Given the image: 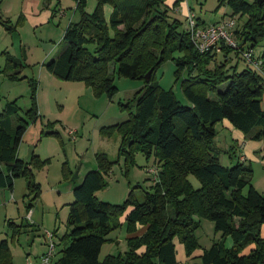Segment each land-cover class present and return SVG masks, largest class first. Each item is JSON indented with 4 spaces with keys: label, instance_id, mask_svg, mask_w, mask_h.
<instances>
[{
    "label": "trees",
    "instance_id": "16d2710c",
    "mask_svg": "<svg viewBox=\"0 0 264 264\" xmlns=\"http://www.w3.org/2000/svg\"><path fill=\"white\" fill-rule=\"evenodd\" d=\"M76 1L81 18L69 24L63 38L67 48L46 68L58 79L85 82L95 94H106L110 99L119 91L110 73L111 64H116L120 77L144 80L145 87L135 98L136 112L124 123L103 127L101 135L122 138L119 154L126 164L134 162L136 153H143L154 155L159 169L151 170L155 185L142 201L132 191L123 204L112 205L100 201L96 194L107 186L105 176L115 162L106 154H97L98 168L75 185L65 238L69 242L52 264H177L176 239L183 244L187 257L200 249L195 235L200 219L212 221L215 232L222 235L220 241L203 250L202 264H264V195L252 184L253 168L237 156L235 146L230 151L238 162L226 167L216 144L217 125L225 121L246 139L264 142V53L255 56L264 39V2L220 0L233 14L247 16L243 27L237 24L233 32L240 46L220 44L225 58L234 50L248 64L242 71L238 67L230 71L227 62L217 63V51L199 52L190 32L169 20L163 8L165 0H97L92 14L85 11L87 0ZM105 5L113 8L109 21L105 19ZM198 24L207 26L200 21ZM248 43L251 46L245 50ZM246 52L263 62L261 71L247 61ZM175 53L182 55L173 58ZM168 59L176 63L178 79L186 73L182 92L190 106L183 105L172 89L166 90L155 81L156 70ZM19 67V60L7 57V72ZM18 73L9 78L26 79ZM30 82L32 107L27 117H20L16 102H8L0 113V165L4 167L0 166V189L12 191L15 181L25 177L29 192L37 199L40 185L32 164L18 155L30 122L39 117L37 83L33 79ZM33 161L39 162V157L33 156ZM191 176L199 181L200 188L194 187ZM124 215L132 234L129 251L101 262L107 236L119 227ZM137 224L146 227L141 237L133 234ZM229 237L232 248L226 246ZM251 246L254 249L245 254ZM0 264H13L7 240L0 241Z\"/></svg>",
    "mask_w": 264,
    "mask_h": 264
},
{
    "label": "rangeland",
    "instance_id": "374dc122",
    "mask_svg": "<svg viewBox=\"0 0 264 264\" xmlns=\"http://www.w3.org/2000/svg\"><path fill=\"white\" fill-rule=\"evenodd\" d=\"M247 1L253 3L255 0ZM97 7V0H87L85 11L92 14ZM32 8L35 12L38 10L45 23L36 21L34 25ZM163 8L167 10L169 20L178 22L181 30L188 29L190 13L197 21L207 25L223 20L229 22L234 18L241 29L247 22V16L233 14V10L220 0H165ZM105 9L108 13L105 19L109 21L113 8L105 5L104 13ZM76 10V0H0V113L8 102H16L20 117H27L26 112L32 107L30 80L33 79L37 83L39 115L30 122L18 155L32 164L40 185V196L34 199L25 177L15 181L12 191L0 189V241H8L13 264H27V260L36 262L40 259L38 257L49 251L51 243L56 245L54 262L60 258L69 242L65 238L69 232V205L75 200L73 190L89 171L98 168L97 154H106L115 162L109 175L105 176L107 186L96 194L100 201L112 205L123 204L132 191L142 201L155 185L151 170L159 169L155 156L148 157L143 153H136L134 162L126 164L125 158L119 154L122 138L115 136L108 139L101 135L103 127L124 123L136 112L135 98L145 87L144 80L120 77L116 64H111L110 73L119 91L110 99L106 94H95L85 82L64 81L47 70L46 64L67 48L63 40L64 31L70 23L80 20ZM234 40L240 46L241 42L237 38ZM250 46L251 43H248L244 49ZM89 48L94 50L95 46L90 45ZM217 53V63L227 62L230 71L234 67H238V71L248 67L237 51L233 50L228 58L221 49ZM263 53L264 39L255 49V56L258 58ZM181 55L175 53L173 58ZM8 56L22 63V67L16 70L20 77L26 79L13 81L9 78L17 71H6ZM214 63L210 68L215 67ZM176 71L175 61L168 59L156 70L155 81L166 90L172 89L183 105L190 106L182 92L186 73L178 79ZM126 105L130 107L126 108ZM262 106L264 109V97ZM226 122L217 125L216 144L222 152L221 163L226 167L236 165L238 158L230 151L234 146L237 156L246 154L247 163L253 168L252 184L264 195V142L246 139L241 131L229 122L232 127H228ZM244 142L247 146L242 151L241 144ZM33 156H38L39 162L33 161ZM74 176L76 178L72 180ZM190 180L196 189L200 188L195 177L191 176ZM200 221L201 226L195 232L200 244L197 252L209 249L222 237L221 233L215 232L212 221ZM119 223V227L107 236L100 255L101 262L109 256L119 257L129 251L128 239L132 234L129 233L125 215ZM139 227L144 226L137 224L134 235H139ZM50 235L54 237L51 239ZM261 235L264 237V226ZM226 241V246L231 247V238ZM176 246L177 264H202L196 258H189L186 262L183 244L177 241Z\"/></svg>",
    "mask_w": 264,
    "mask_h": 264
},
{
    "label": "built area",
    "instance_id": "2783aa9c",
    "mask_svg": "<svg viewBox=\"0 0 264 264\" xmlns=\"http://www.w3.org/2000/svg\"><path fill=\"white\" fill-rule=\"evenodd\" d=\"M237 22L232 19L227 22L223 20L215 24L207 25L202 27L198 24L195 16L190 13L188 17V29L190 32L191 40L196 47V49L201 53L220 51L221 42L226 43L228 46L237 47V43L234 40V29L236 28ZM247 61L252 64L257 70L261 71L263 67V62L261 60H256L253 54L246 52L244 54ZM52 239V235H50ZM56 246L51 243L49 246V251L42 257L40 261L31 262L27 260V264H52Z\"/></svg>",
    "mask_w": 264,
    "mask_h": 264
},
{
    "label": "crops",
    "instance_id": "0c3cea01",
    "mask_svg": "<svg viewBox=\"0 0 264 264\" xmlns=\"http://www.w3.org/2000/svg\"><path fill=\"white\" fill-rule=\"evenodd\" d=\"M105 11H106L105 14H106V16H107V14H108V13H107V10L105 9ZM32 12H33V16H32V18L34 19V25H35V26H36V21H40L41 23H45L44 20L42 21L43 18L40 16L38 10H37V12H35V11H34V8H32ZM111 12H112V10H111ZM111 12H110L109 14H111ZM214 24H215V23H214ZM66 29H67V28H66ZM66 29H65V31H66ZM65 31H64V33H65ZM63 38H64V37H63ZM63 40H64V39H63ZM226 125H227L228 127H230V128L232 127V126H229L228 122H226ZM262 142H263V141H262ZM248 144H249V146L251 145V143H248ZM246 146H247V143H246V142L242 143V144H241V150L244 151L245 148H246ZM247 157H248V156H247L246 154H242V153H241V157H240V158H241L242 160H244V159L247 160ZM125 220H126V218H125ZM139 229H140V233H139V235H135V236H142V235L146 232V227H143V228H142V227H139ZM231 240H232V239H231ZM177 241H179V240L176 239V240H175V244L177 243ZM232 246H233V241H232ZM232 246H231V247H232ZM231 247H229V248H231ZM176 249H177V246H176ZM252 249H254V246H251V247L247 248V249H246L247 252H246V250H245L244 253H245V254H248ZM140 252L143 253V252H144V248H142ZM44 254H45V253H44ZM202 254H203V250H201L200 252H197V251H196V252L193 254V256H191V257H187V258H186V262H187V260H189V258H190V259H195V258H196V259H200V257H201ZM42 255H43V254H42ZM40 257H41V256H40ZM40 257H38V258H40ZM38 258H37V259H38ZM177 260H178V259H177Z\"/></svg>",
    "mask_w": 264,
    "mask_h": 264
},
{
    "label": "water",
    "instance_id": "95a60500",
    "mask_svg": "<svg viewBox=\"0 0 264 264\" xmlns=\"http://www.w3.org/2000/svg\"><path fill=\"white\" fill-rule=\"evenodd\" d=\"M259 2H260V3H263L264 0H259ZM151 75H152V72H150V73L147 75V80H150Z\"/></svg>",
    "mask_w": 264,
    "mask_h": 264
}]
</instances>
